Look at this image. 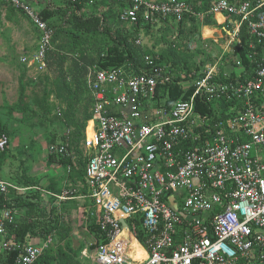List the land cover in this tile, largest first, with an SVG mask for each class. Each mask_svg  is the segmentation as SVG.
Wrapping results in <instances>:
<instances>
[{
    "label": "built area",
    "instance_id": "built-area-1",
    "mask_svg": "<svg viewBox=\"0 0 264 264\" xmlns=\"http://www.w3.org/2000/svg\"><path fill=\"white\" fill-rule=\"evenodd\" d=\"M1 1L38 32L36 47L20 56L21 63L46 72L53 31L39 15L41 8L27 0ZM117 1V21L138 26L139 46L146 24L158 28L210 16L225 45L215 60L179 82L181 89L192 91L170 107L165 105L167 90L161 91L175 74L152 55H144L141 66H88L91 116L80 142L84 183L69 180L59 193H45L57 205L91 203L85 210L98 215L106 240L91 249L96 264H264V0ZM242 29L249 58L254 57L245 79L234 54V46L242 44ZM227 66L230 74L223 71ZM177 76L182 79L185 73ZM69 132L64 141L45 146L48 154L70 159L67 175L74 160ZM8 144L2 134L0 151ZM30 190L38 189L0 179V254L16 250L13 264H34L53 241L54 233L36 244L6 239V226L17 215L9 193ZM95 244L93 238L88 248Z\"/></svg>",
    "mask_w": 264,
    "mask_h": 264
},
{
    "label": "trees",
    "instance_id": "trees-1",
    "mask_svg": "<svg viewBox=\"0 0 264 264\" xmlns=\"http://www.w3.org/2000/svg\"><path fill=\"white\" fill-rule=\"evenodd\" d=\"M51 1L46 0L39 12L41 18L47 22L53 31L52 44L54 48L45 55L46 72L50 76L51 87L41 90L39 95L33 93L29 97L25 93V84H19L17 101L15 104L6 105V111L9 114L17 112L22 120L33 118L38 127L46 124L50 126L58 124L62 127L60 135L57 136L54 132L50 133L47 144L64 141V132L70 128L68 150L74 160L70 173L66 176L73 184L75 181L84 183L86 158L80 149V142L83 138L86 121L91 116L90 107L92 105L85 83L87 67L95 66L96 69H110L127 64L141 66L143 56L152 55L155 62L168 64L175 74L172 81L164 85L161 91L164 93V89L167 90L168 98L165 100V105L170 107L177 100L187 99L191 93V88L185 91L181 89L179 82L189 79L190 73L197 74L201 71V61L194 59L204 57L207 61H213L214 57L205 53L196 44L201 41V27L203 25L215 27L216 23L210 16L205 17L203 22L186 18L183 22L172 23L171 26L166 23L159 24L158 29L159 32L162 31V34L158 36L159 38H155V41L166 46L158 52H153L151 49L135 44L138 26H126L124 30L115 27L114 23L118 22L117 14L121 8L117 0H66L63 6H56ZM187 1L197 3V0ZM51 3L55 7H52ZM0 5H4L1 0ZM7 7L26 19L21 12L10 6ZM194 7L197 8L198 6ZM201 9H205V4L201 5ZM26 21L38 37L37 30L27 19ZM144 29L147 35L153 34L154 27L149 26V24H146ZM168 33L171 34L170 39L167 36ZM240 38L242 44L241 46H234V54L237 56L243 71L240 73V78L245 79L254 67V57L249 58L250 51L246 43L247 34L244 29L241 30ZM22 68L24 73L25 65ZM178 71L185 73V77L180 79L177 76ZM50 96L52 97L51 100H49ZM57 107L60 108V116L56 114ZM199 108L206 112L210 111V107L206 104H200ZM2 134L7 136L8 145H10L9 136L13 137L14 134L9 129L7 122L0 118V136ZM8 148L9 146L0 151V179H2L1 171L5 161L10 158L14 159L19 155V153L13 155ZM19 156L17 157L20 160L19 169L14 171L12 181H9L21 187L32 186L35 183L27 176L29 170L24 165L25 160L19 159ZM48 159L49 162L56 160L58 164L64 167V170L67 165L71 164L70 159L64 155L49 154ZM50 189L54 193L60 192L58 188L54 187V184ZM9 196L14 201L15 208L23 209L24 218H19L13 224L6 226L7 240L21 244L26 241V235L44 238L49 233H54L53 241L56 240L63 247L57 248L54 255L51 244L34 264H52L55 261L56 264H81L70 247L71 226L64 218H60V214H57L58 211L55 212V208L47 214L42 212L44 215L38 218V215L35 214L39 205L35 203V200H28L34 199L31 192H26L16 198L14 193L10 192ZM2 205L3 199L0 194V210ZM85 206L90 209L91 203H85ZM86 208L80 211L78 225L85 228L95 239L96 244L90 246V249H93L106 240L101 236L98 228V215L95 213L91 215V212L85 210ZM59 209H61V205L58 207ZM17 255L16 250L1 253L0 264H13Z\"/></svg>",
    "mask_w": 264,
    "mask_h": 264
},
{
    "label": "rangeland",
    "instance_id": "rangeland-1",
    "mask_svg": "<svg viewBox=\"0 0 264 264\" xmlns=\"http://www.w3.org/2000/svg\"><path fill=\"white\" fill-rule=\"evenodd\" d=\"M35 9H40L46 2V0H27ZM66 0H52L56 6H63ZM115 27H119L122 30L126 28V25L115 22ZM205 27V28H204ZM218 27L214 26H202L200 29L201 41L197 42L199 48L210 54L216 59L220 55L221 48L225 45V37H221L219 33L215 30L210 35L211 29ZM175 31V30H174ZM153 34L147 35L145 30L140 38V44L153 52H158L161 48H165L166 45L162 43H156L155 38H159L162 31L159 32L158 28L153 29ZM210 35V36H208ZM170 39L171 34L167 35ZM37 45V35L31 29L30 25L26 19L22 18L19 13L11 10L6 5H0V118L5 120L12 131L14 136H9L11 143L9 145V151L13 155H18L19 157L25 159L24 165L29 168L31 163L36 165L33 168L34 172L39 169L47 168L46 164L57 166L56 160L50 161L48 159V153L46 152L45 146L47 145L48 137L50 133H55L57 136L62 133V127L58 124L54 125H44L38 127L36 125V120L33 118L21 119V116L17 112L9 114L6 111V105L15 104L18 98L19 84H25V93L31 97V95L41 93V90L48 89L50 85V76L47 72H38L32 69H27L25 67L24 73L22 72V63L20 61V56L28 51L34 50ZM193 45L191 46V48ZM195 61H201V69L205 63L209 62L204 57L195 58ZM227 74L232 72V69L227 66L223 70ZM239 68H234V73H238ZM53 97V95H52ZM50 96L49 100L52 99ZM213 106L217 104L213 103ZM17 152V153H16ZM14 159H8L5 161L4 165L6 171L4 173V178L12 179L14 176V171L19 169V161L17 157ZM43 164V165H42ZM52 167V166H51ZM60 171H64V167H55ZM48 175H53V170H47ZM65 173V171H64ZM63 173V174H64ZM66 186L57 185L59 191L61 188ZM78 204V205H77ZM83 203L78 201V203L68 204L61 206L60 218L70 224L71 231L69 234L70 247L75 254L76 259L81 264H96L93 260V252L89 249V245L93 243V236L85 229L78 225V220L80 219V210ZM75 209V211H74ZM58 211V210H57ZM59 215V213H57ZM85 224V222H84ZM61 243L53 241L52 248L53 254L57 252V248H62ZM86 250V251H85ZM86 252L83 256V252ZM53 262L52 264H56Z\"/></svg>",
    "mask_w": 264,
    "mask_h": 264
},
{
    "label": "crops",
    "instance_id": "crops-1",
    "mask_svg": "<svg viewBox=\"0 0 264 264\" xmlns=\"http://www.w3.org/2000/svg\"><path fill=\"white\" fill-rule=\"evenodd\" d=\"M19 159H22V158L19 157ZM28 163H29L30 167L28 168L29 171L27 172V176L30 177L31 180L35 183L32 186L36 187L38 190H30V191H25V192H21V193H14V197L16 198L17 196H20L21 194H24L26 192H31V194L33 195L34 199H28V200H30V201L35 200V203H37L39 205V209H38V211L35 214V215H38V218H40L41 215H44V213H46V214L49 213V211L51 209H53V208H55V212H57V210H58L57 206H60V205L63 206V205H68V204H72L73 205V203H78V201L74 200V201H64L60 205H57L55 200L52 197H49L45 193V192L54 193L53 190L50 189L53 184H54V187L57 188V185L66 186L68 184V182H70L69 178H67V176H66L67 175L66 170H64L65 171V173H64V171L62 172V171L58 170L57 168H55L57 166L58 167L59 166L62 167L60 164H58L55 167H53L54 165H49V164L47 165L46 164L47 168L39 169L37 172H34L35 169L33 167L36 166V165H40L41 166V163L38 162L37 164H35V163H31V161H28ZM48 169H52L53 170V175L52 176L48 175V173H47ZM5 171H6V168H5V165H3L2 166V171H1V178L6 180V181H9V180L12 181V179H8L7 180L6 178H4ZM63 173H64V175H63ZM63 176H66V177L63 178ZM11 181H9V182H11ZM58 190H59V188H58ZM11 201L14 203V201L12 199H11ZM16 202H17V199H16ZM80 202H82V201H80ZM86 202L87 201L82 202L83 204L81 205V210H83V208H86V206H85ZM74 211H75V209H74ZM42 212H44V213L42 214ZM58 213L61 215L59 210H58ZM19 218H21V219L24 218V214H23V209L22 208H18L17 209V215L15 217V220H17ZM39 239H41V237H37V236L35 237V236L26 235V240H28L30 242H33L35 244L38 243Z\"/></svg>",
    "mask_w": 264,
    "mask_h": 264
},
{
    "label": "bare ground",
    "instance_id": "bare-ground-1",
    "mask_svg": "<svg viewBox=\"0 0 264 264\" xmlns=\"http://www.w3.org/2000/svg\"><path fill=\"white\" fill-rule=\"evenodd\" d=\"M217 19L221 20L219 16H217ZM204 28H205V27H204ZM207 28H210V27H207ZM211 29H212V28H211ZM213 32H214V29H212L210 35H211ZM210 35H208V36H210ZM138 254L140 255V252H138Z\"/></svg>",
    "mask_w": 264,
    "mask_h": 264
}]
</instances>
